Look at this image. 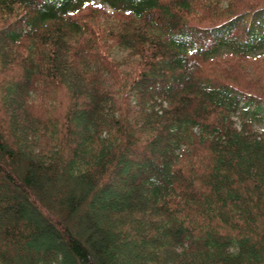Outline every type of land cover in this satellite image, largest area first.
Listing matches in <instances>:
<instances>
[{
	"label": "trees",
	"instance_id": "obj_1",
	"mask_svg": "<svg viewBox=\"0 0 264 264\" xmlns=\"http://www.w3.org/2000/svg\"><path fill=\"white\" fill-rule=\"evenodd\" d=\"M252 57L264 0H0V264H264Z\"/></svg>",
	"mask_w": 264,
	"mask_h": 264
},
{
	"label": "rangeland",
	"instance_id": "obj_2",
	"mask_svg": "<svg viewBox=\"0 0 264 264\" xmlns=\"http://www.w3.org/2000/svg\"><path fill=\"white\" fill-rule=\"evenodd\" d=\"M98 1V0H96ZM106 10L109 12L111 9L106 6ZM220 67H224L226 71L228 72H247L248 74L246 75L247 78H251L250 84L256 88V85L258 82H261L258 80V76H262L264 78V59L259 58V57H252V58H247L244 60H241L240 62L233 61V60H227L219 63ZM235 124L239 126V119L237 116H234ZM254 128L257 131H262L264 129V117L261 119L256 118L254 121Z\"/></svg>",
	"mask_w": 264,
	"mask_h": 264
}]
</instances>
